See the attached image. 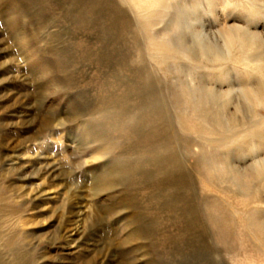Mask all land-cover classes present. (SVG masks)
<instances>
[{
  "label": "rangeland",
  "instance_id": "1",
  "mask_svg": "<svg viewBox=\"0 0 264 264\" xmlns=\"http://www.w3.org/2000/svg\"><path fill=\"white\" fill-rule=\"evenodd\" d=\"M258 64L264 0H0V264H264Z\"/></svg>",
  "mask_w": 264,
  "mask_h": 264
},
{
  "label": "bare ground",
  "instance_id": "2",
  "mask_svg": "<svg viewBox=\"0 0 264 264\" xmlns=\"http://www.w3.org/2000/svg\"><path fill=\"white\" fill-rule=\"evenodd\" d=\"M250 38H252L250 36ZM255 71L257 73H259V75L261 76L260 80H259V84H258V90H256L255 92H253V95H250L249 96V99L254 103V104H258V103H262V101L264 100V64H258L254 67ZM185 94L187 93H182V95H184V100H186L187 98V95L185 97ZM181 99V98H180ZM264 102V101H263ZM182 103V102H181ZM197 105V104H196ZM195 108H197L195 106ZM205 108V107H204ZM200 111V110H199ZM203 112V111H202ZM215 121L217 122V125L219 127V129H226L229 125L231 126H234V122H233V119L230 118L227 122V126L224 125V128L223 126H221L220 124V118H214ZM202 129V128H201ZM209 134V133H208ZM208 168V167H206ZM207 170V169H206ZM212 171V170H211ZM255 177L257 179H261V183L262 181L264 180V168L261 169V170H255ZM212 173L209 172V174H206V176L204 177V180H206L207 182H211L212 181V176H211ZM211 177V178H210ZM261 191L264 192V184L259 186V188ZM247 192L245 193V195H248L247 193L252 191V189H249V190H246ZM247 198V197H246ZM247 200V199H246ZM252 200V199H251ZM254 201V200H253ZM81 211V210H80ZM82 212V211H81ZM71 213V212H70ZM77 214V213H76ZM83 214V213H82ZM81 214V215H82ZM78 215V214H77ZM235 215V214H234ZM78 217V216H77ZM208 219H210V221L213 220L214 224L213 226H217L219 229H217V231L220 233V237H230L232 231V221H231V216L228 214L227 210H224V207H220V206H217L215 209L213 208L212 210V213H208ZM241 219L239 220L240 223H241V228L244 230L246 228H249V227H254L255 226V222H254V219L252 218V215L249 213H246L241 215L240 217ZM73 219V218H72ZM68 220V219H67ZM74 220V219H73ZM79 220V219H78ZM75 221V220H74ZM67 222V221H66ZM71 222V221H70ZM70 224V223H68ZM73 224V223H72ZM71 224V225H72ZM75 224V223H74ZM219 225V226H218ZM69 226V225H68ZM245 227V228H244ZM74 229V228H73ZM216 230V229H215ZM231 233V234H230ZM219 238V237H218Z\"/></svg>",
  "mask_w": 264,
  "mask_h": 264
}]
</instances>
